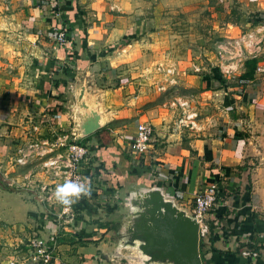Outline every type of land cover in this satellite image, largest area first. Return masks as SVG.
Returning a JSON list of instances; mask_svg holds the SVG:
<instances>
[{"label": "crops", "instance_id": "obj_1", "mask_svg": "<svg viewBox=\"0 0 264 264\" xmlns=\"http://www.w3.org/2000/svg\"><path fill=\"white\" fill-rule=\"evenodd\" d=\"M165 1L9 0L0 15L5 29L0 35L11 39L6 46L10 52L5 51L7 61L0 67L1 166L6 173L11 170L9 160L14 146L23 140L26 119H41L58 134L72 133L74 123L68 115L70 98L82 82H89V93L108 115V124L116 125L111 130L106 128L109 132L104 138L103 128L87 140L86 144L93 149L90 163L93 183L88 196L75 204L76 210L83 208L84 199L89 197L103 202L104 212L112 219L120 206L116 199L118 192L139 181L164 188L167 197L174 198L178 206L188 211L197 190L214 183L216 203L207 218L213 227L210 248L220 253H205L201 264H264V47L258 58L236 67L234 77L244 86L232 96L237 99L234 109L230 106L223 109L221 119L215 114L204 116L196 130H193L195 120L193 129L178 127L180 117L194 118L196 114L186 100L175 98L169 107L160 108L147 105L153 98L142 96V87L132 93L133 88L147 82L154 84L161 78H167L168 85L182 80L189 85L194 82L190 76L182 77L180 82L175 77L169 78V74H154V67H144L145 71L153 69V74L140 76L143 66L130 54L135 44L151 47L153 51L164 47L160 43L165 41L151 46L143 38L157 35L153 24L159 20L157 12ZM219 1L224 8L229 7V1L254 10L264 21V0ZM51 27L67 33L71 56L67 49L53 43ZM138 36L142 38L139 43L135 40ZM137 49L136 45L135 53ZM226 67L234 68L235 64ZM125 69L130 76L127 82L130 96L125 97L123 92L108 96L105 90L95 89L94 84L108 83L112 77L123 78L127 74ZM167 69L173 70L170 74L180 75L173 67ZM168 85L161 89L165 91ZM140 122L150 124L153 135L148 154L136 162L118 148L116 140L125 138L129 132L131 137ZM108 162L123 165L130 173V181L121 189L116 180L121 177L106 171L107 165H112ZM98 207L99 204L90 216L78 215L74 223L64 225L62 236L73 237L74 242L58 243L55 257L63 263H71L76 255L82 258L81 264H119L102 258L108 237L104 235L105 229L95 225ZM41 210L42 206L23 191L0 184L1 264H26L25 256L19 255V245L32 232L52 228L40 218ZM248 245L260 249L252 253L247 250ZM238 246L237 255L234 251ZM241 252L254 256H242Z\"/></svg>", "mask_w": 264, "mask_h": 264}, {"label": "rangeland", "instance_id": "obj_2", "mask_svg": "<svg viewBox=\"0 0 264 264\" xmlns=\"http://www.w3.org/2000/svg\"><path fill=\"white\" fill-rule=\"evenodd\" d=\"M8 2L9 0H0V15L7 7ZM227 2L230 5L228 8H224L219 0H166L157 12L159 20L153 24V28L158 30L156 32L157 35L143 38L147 39L151 46H156L160 41H165V43H160L164 47L153 51L151 47H143L141 44H135V47L130 49V54L134 57V61L140 62V65L143 66L140 71L142 75L140 76H144L145 74L150 76L153 74V69L145 71L146 68L144 67H154V74H169V78L175 77V81L180 80L181 82L182 77L184 78L186 76L193 77L194 82L192 85L186 84L184 80L181 83H175V85H168L167 78L164 80L161 78L154 84L147 82L132 89V93H137L138 88L142 87V91L144 92L142 96L153 98L147 104L148 106L153 104L157 107L164 108L169 107V104L175 98L186 100L188 104L192 105L191 108L193 110L196 109V114L193 118L196 128H192L193 130H196L201 125L202 122L200 121L204 120V116L215 114L221 119L219 114H222L223 109L226 110L229 106L234 109L237 99L232 96L235 95L234 93L240 92V88H242L240 86H244L238 81L239 79L237 77H234L236 67L243 61L258 58L262 47H264V21L258 18V14L254 10L242 8L234 2ZM2 32H5V29L2 28L0 23V33ZM5 39L6 37L4 38V36L0 35V67L4 66L3 62L7 61L6 54L10 52L6 46L7 43H11V39L7 38V41ZM141 39V36L135 38L138 43ZM136 45L138 48L136 50L137 54L135 53ZM121 47H123V44L120 45ZM140 51L141 54H138ZM231 63L235 64L234 68H224V66L230 65ZM172 67L180 75L178 73H167V70H169L167 68ZM193 67H196L198 71H193ZM7 70H10V68L7 67ZM125 71L127 74H124L123 78L112 77L108 83L100 85L94 84L95 89L105 90L108 96L113 95V93L120 94L121 92H123L125 97L130 96V87H127L130 76L129 71L127 69ZM119 74L121 76L123 73L120 71ZM87 85H89V82H87ZM167 85L169 87L165 91L159 89ZM223 91L225 94H223ZM214 92L217 93L214 95ZM228 96L231 98V102H227L226 99H228ZM147 105H144V108ZM68 111L70 112V110ZM114 125L116 123H110L104 127L102 130V138L105 135L107 136V133ZM106 128L109 130H106ZM125 138H130V132L126 134ZM101 142L103 143L104 140H100ZM109 164L112 165H107L106 171L121 177V179H116L118 180L117 187L121 189L124 184L130 181V173L127 167H123V165H115V163ZM108 214L102 209L94 217L95 225L97 227L107 224L113 225L111 223V217H106ZM76 219H78V216ZM63 232L61 230L59 233L57 245L62 240L73 243V237L70 239L67 236L63 237ZM105 234H107L108 239L104 244L105 249L103 250V254L107 253L112 238L115 237V231L113 228H107L105 229ZM24 244L25 241L23 245H19L21 249L19 255L23 254L25 256ZM96 253L98 254V252ZM122 254L124 256L129 255L127 251H122ZM72 257L71 263H63L58 257H56V260L58 264H81L79 260H82V258H77L76 255ZM102 258L106 262H109L105 255ZM112 261L119 264H131L125 260Z\"/></svg>", "mask_w": 264, "mask_h": 264}, {"label": "built area", "instance_id": "obj_3", "mask_svg": "<svg viewBox=\"0 0 264 264\" xmlns=\"http://www.w3.org/2000/svg\"><path fill=\"white\" fill-rule=\"evenodd\" d=\"M51 31L53 43L59 48L69 49L70 40L67 33L56 27H51ZM69 50L68 54L71 56ZM193 71L197 72L198 69L193 67ZM170 72L167 70V73ZM177 126L194 128L192 115H185L184 118L179 119ZM152 135L151 125L140 122L129 139L119 137L116 141L118 148L129 160L131 158L137 162L148 154ZM121 143L125 145H120ZM92 152L93 149L88 144L76 142L72 133L58 134L45 126L41 119L30 118L26 119L22 142L17 143L13 148L12 157L9 160L11 170L6 173V168L0 163V178L4 179L8 186L23 191L40 204L43 218L52 225L51 229L42 228L32 232L25 240L26 264H58L55 252L58 246L57 239L64 225L74 223L73 220L78 215L90 216L98 204L99 211L104 208L103 202H95V199L89 197L84 199L83 208L80 210L75 208V204L81 198L88 196L91 190L94 172L89 165ZM9 174L15 175L10 177ZM66 183L82 184L87 194L82 193L79 198L72 197V203L68 205L59 202L56 190ZM216 196V184H206L197 190L189 203L187 212L197 222L198 240L205 239L208 235L207 216L216 203ZM241 255L254 256L247 252H241Z\"/></svg>", "mask_w": 264, "mask_h": 264}, {"label": "water", "instance_id": "obj_4", "mask_svg": "<svg viewBox=\"0 0 264 264\" xmlns=\"http://www.w3.org/2000/svg\"><path fill=\"white\" fill-rule=\"evenodd\" d=\"M69 116L76 142L109 123V117L89 93L86 82L72 93ZM0 184H8L0 178ZM120 206L111 219L115 237L107 260L131 264H201L198 256V225L195 218L167 197L164 188L136 181L116 195ZM122 251H127L124 256Z\"/></svg>", "mask_w": 264, "mask_h": 264}, {"label": "trees", "instance_id": "obj_5", "mask_svg": "<svg viewBox=\"0 0 264 264\" xmlns=\"http://www.w3.org/2000/svg\"><path fill=\"white\" fill-rule=\"evenodd\" d=\"M252 62H254V61H252ZM56 84L57 83H55V86H57ZM60 85H64V82H61ZM100 132L101 131L96 132L93 135H91V136L83 139L81 141V143L82 144H85V142H87V140L89 138L98 135ZM40 218L41 219L43 218V211L42 210L40 212ZM99 227L102 228V229H107V228H111V229L113 228L114 229V226L111 225V224L110 225L107 224V225H103V226L101 225ZM212 243H213V227H212V225L210 223H208V235H207V237L205 239H199L198 240V256L200 258V262H202L203 255L205 253L212 252V251L215 252L216 251L213 248H210L212 246ZM259 249L260 248H257V247H253V246H249V245L247 246V250H249L252 253H257ZM216 253H220V252L219 251H216ZM234 253L237 254V255L240 253V247L239 246H238L237 249H235Z\"/></svg>", "mask_w": 264, "mask_h": 264}, {"label": "clouds", "instance_id": "obj_6", "mask_svg": "<svg viewBox=\"0 0 264 264\" xmlns=\"http://www.w3.org/2000/svg\"><path fill=\"white\" fill-rule=\"evenodd\" d=\"M82 193L87 194V190L82 184L66 183L57 188L56 197L59 202L68 205L72 203V197L79 198Z\"/></svg>", "mask_w": 264, "mask_h": 264}, {"label": "flooded vegetation", "instance_id": "obj_7", "mask_svg": "<svg viewBox=\"0 0 264 264\" xmlns=\"http://www.w3.org/2000/svg\"><path fill=\"white\" fill-rule=\"evenodd\" d=\"M107 217V216H106ZM108 218V217H107Z\"/></svg>", "mask_w": 264, "mask_h": 264}]
</instances>
